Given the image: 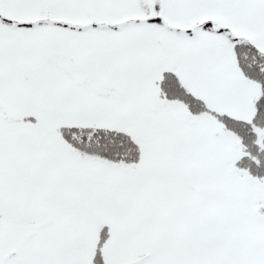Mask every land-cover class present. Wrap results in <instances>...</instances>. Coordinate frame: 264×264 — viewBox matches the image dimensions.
Returning <instances> with one entry per match:
<instances>
[{"label": "snow or ice", "instance_id": "snow-or-ice-1", "mask_svg": "<svg viewBox=\"0 0 264 264\" xmlns=\"http://www.w3.org/2000/svg\"><path fill=\"white\" fill-rule=\"evenodd\" d=\"M0 264H264V0H0Z\"/></svg>", "mask_w": 264, "mask_h": 264}]
</instances>
